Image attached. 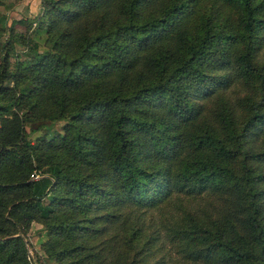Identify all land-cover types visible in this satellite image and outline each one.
<instances>
[{"label":"trees","instance_id":"trees-1","mask_svg":"<svg viewBox=\"0 0 264 264\" xmlns=\"http://www.w3.org/2000/svg\"><path fill=\"white\" fill-rule=\"evenodd\" d=\"M41 7L47 47L13 63L0 11V264H31L33 221L58 264H166V241L264 264V0Z\"/></svg>","mask_w":264,"mask_h":264},{"label":"rangeland","instance_id":"rangeland-1","mask_svg":"<svg viewBox=\"0 0 264 264\" xmlns=\"http://www.w3.org/2000/svg\"><path fill=\"white\" fill-rule=\"evenodd\" d=\"M2 3L0 4V11L7 15V25L11 28L10 38L12 37V41L8 45L9 50L7 52L10 63H13L17 58L23 59L27 54L30 55L33 49L42 51L47 47L45 32L38 28L39 19L42 14L41 0H2ZM23 34L25 37H28L27 42H17V36ZM7 37L9 38L8 33L3 31L0 41L2 42ZM32 46H34L33 49H31ZM6 51L0 44V56L6 53ZM258 58L264 60V46L260 49ZM224 79H232V73L228 68L223 72V78L220 80ZM66 123L67 121L62 119H47L44 122L37 120L27 124L26 129L29 131V138L34 141L42 135L51 137L53 134H63V127ZM259 140L260 136L258 140L256 139V143ZM156 211V209H149L147 214L153 213L155 215ZM25 235V239L28 241L27 247L31 264H58L47 255L43 248L42 242L46 237L41 223L33 221ZM163 245L162 253L165 255L166 264H193L192 261L184 258L181 253L177 252L171 243L166 241Z\"/></svg>","mask_w":264,"mask_h":264},{"label":"built area","instance_id":"built-area-1","mask_svg":"<svg viewBox=\"0 0 264 264\" xmlns=\"http://www.w3.org/2000/svg\"><path fill=\"white\" fill-rule=\"evenodd\" d=\"M38 176H39L38 173H33V174H32V178H34V179L38 178Z\"/></svg>","mask_w":264,"mask_h":264}]
</instances>
